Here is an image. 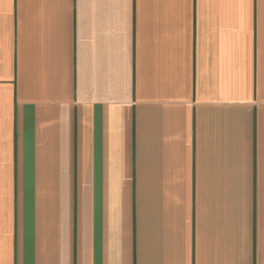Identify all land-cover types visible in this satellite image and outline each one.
I'll return each mask as SVG.
<instances>
[{
	"label": "crops",
	"instance_id": "crops-1",
	"mask_svg": "<svg viewBox=\"0 0 264 264\" xmlns=\"http://www.w3.org/2000/svg\"><path fill=\"white\" fill-rule=\"evenodd\" d=\"M0 264H264V0H0Z\"/></svg>",
	"mask_w": 264,
	"mask_h": 264
}]
</instances>
